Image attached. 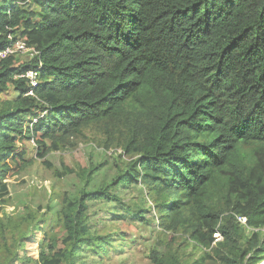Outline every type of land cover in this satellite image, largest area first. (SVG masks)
<instances>
[{
    "label": "trees",
    "instance_id": "1",
    "mask_svg": "<svg viewBox=\"0 0 264 264\" xmlns=\"http://www.w3.org/2000/svg\"><path fill=\"white\" fill-rule=\"evenodd\" d=\"M18 39L37 54L0 57V264L122 252L123 233H104L117 220L103 207L131 184L155 216L134 203L130 221H157L170 236L152 264H264V0H0V54ZM87 133L122 151L100 189L87 187L105 164L66 167L55 175L80 177L74 194L54 186L46 205L1 215L11 170L31 164L19 139L52 170L46 158ZM100 211L102 229L91 219ZM40 233L36 260L25 250Z\"/></svg>",
    "mask_w": 264,
    "mask_h": 264
},
{
    "label": "rangeland",
    "instance_id": "2",
    "mask_svg": "<svg viewBox=\"0 0 264 264\" xmlns=\"http://www.w3.org/2000/svg\"><path fill=\"white\" fill-rule=\"evenodd\" d=\"M16 57L20 63L32 58L30 53H17ZM7 98H9V96ZM10 98H12V95ZM41 114H45V112L42 110L40 115ZM94 138L98 139L94 140ZM99 139L97 134L87 133L86 138L81 137L78 139L76 147L50 154L46 160L53 166L52 170L47 169L45 166L43 167L42 161L36 160V147L33 141H22L19 139L17 143V153L25 149L27 153L26 159L31 164L28 165L25 170L20 171L19 175H14L11 170L7 180L4 182L9 185L11 200L7 206L1 208V215L10 216L20 213L26 214L27 208L36 210L37 206L46 205L49 196L53 192L54 186H56V191L74 194L83 185L80 177L74 174L67 175L63 179H60L55 175L56 171L61 173L66 167L78 172L80 167H88L90 164H105L104 168L94 176V179L87 187L88 191L100 189L102 184L116 173L117 164L120 163L118 155L121 154L122 151L110 150L105 152L103 148L98 147ZM123 160L128 159L124 157ZM10 163H12L11 160ZM139 189V184L128 185L116 192L122 200L121 204L112 203L103 207H106L108 210L104 215L105 219L117 220L113 224V227L109 226L104 233H110L111 231H121V233H123L126 243L122 252H118L117 250L113 251L110 258L105 261H101V259L97 257L90 256L89 252H85L80 257L78 264H152L149 259L150 252L153 250L165 251L170 236L161 232L157 221H149L145 224L134 220L130 221L134 212L129 208V205L134 203L141 204L142 202L143 197L140 195ZM55 204L58 208L60 206V200L57 199ZM123 204H125L127 210L123 208ZM142 205L146 209L145 217L151 220L155 216L154 209L152 208V201L146 199L142 202ZM97 209L98 208H95L96 211ZM43 213H46V211ZM100 216H103L101 211L97 212V215L91 216V219L95 222V226H97L98 229H102V227L98 226L96 223ZM120 216L126 217L127 219L120 218ZM239 221L241 224H245L243 223L244 220L241 221L240 219ZM49 224L43 226V228L48 229ZM249 233L250 230H247L245 234L249 236ZM42 237L43 233H40L33 238V243L26 247L25 251L28 257L36 260L38 259V245ZM215 237L217 241L221 240V237L218 235ZM183 241V237L178 236V239L173 242V246L176 248L182 244ZM181 248L189 255H192L194 260L202 255V251L196 250L193 243L187 242L183 244ZM24 264L37 263L32 261ZM206 264H213V262H207Z\"/></svg>",
    "mask_w": 264,
    "mask_h": 264
},
{
    "label": "built area",
    "instance_id": "3",
    "mask_svg": "<svg viewBox=\"0 0 264 264\" xmlns=\"http://www.w3.org/2000/svg\"><path fill=\"white\" fill-rule=\"evenodd\" d=\"M17 53H22V54L30 53L31 57L37 54L34 48H29L25 41H23L22 39H18L16 41H13L11 45L3 53L0 54V57L6 58L8 56H12ZM26 76L31 80L32 85L35 86L36 85V73L33 71H30L27 73ZM242 220H244L243 223L246 222L245 219H241V221Z\"/></svg>",
    "mask_w": 264,
    "mask_h": 264
}]
</instances>
